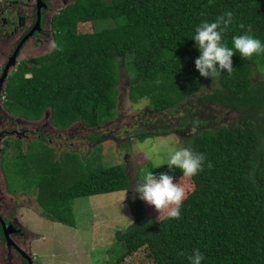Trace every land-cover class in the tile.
I'll return each instance as SVG.
<instances>
[{"label":"trees","instance_id":"obj_1","mask_svg":"<svg viewBox=\"0 0 264 264\" xmlns=\"http://www.w3.org/2000/svg\"><path fill=\"white\" fill-rule=\"evenodd\" d=\"M227 11L234 15L223 35L229 47L234 36L243 34L240 24L250 25L264 43V0H76L51 20L57 47L31 60L33 66L25 60L9 80L10 112L36 121L49 113L53 129L66 132L78 125L95 133L119 119L117 87L125 82L132 101L147 99L149 106L131 123L137 133L130 143L117 139L119 149L130 152L135 140L175 134L183 147L205 155L195 177L184 178L167 165L149 170L193 185L181 218L157 221L146 215L124 164H95L45 137L26 154L20 147L19 158L41 168V177L31 181L40 190L38 199L54 206L69 210V202L80 198L134 195V201H126L133 221L115 234L125 251L112 264L142 249L156 264H190L195 249L204 256L202 264H264V54L243 59L237 53L233 72H221L214 80L202 77L195 66L200 55L193 39L196 27ZM103 21L114 25L79 31L81 23ZM211 85L216 87L205 92ZM232 112L239 118L227 124ZM197 118L201 123L193 135Z\"/></svg>","mask_w":264,"mask_h":264},{"label":"rangeland","instance_id":"obj_2","mask_svg":"<svg viewBox=\"0 0 264 264\" xmlns=\"http://www.w3.org/2000/svg\"><path fill=\"white\" fill-rule=\"evenodd\" d=\"M7 1L9 0H4V2ZM0 3H2L1 0ZM60 8L58 5V8L56 7L49 15L45 25L46 35L43 37L42 43H39V40L30 41L22 52L21 58L23 60L46 56L54 49L50 47V42H53V29L50 22ZM113 25V21H103L97 22L95 25L94 23H81L78 28L80 33H93ZM30 76L31 74L26 75V77ZM215 87L213 85L208 86L204 91H212ZM117 89L119 90L120 109L118 120L112 121L96 133L90 130L82 132L78 125L72 126L73 129L66 131L65 138L59 140V144L56 140L51 144L59 146L61 149L66 148V151L80 152L88 156L90 160H94L95 164H103L105 167L124 164L131 173L133 184H136L143 182V175L149 172L151 168H155V158L166 161L172 148L184 147L178 136L171 134L141 141L135 140L130 152L119 149L117 139L119 137L128 139L130 143L132 136L137 133L130 125L135 121L138 114L148 109L149 101L143 99L134 103L130 97V88L125 82L124 85H119ZM238 118L239 115L236 113H229L227 124L237 121ZM92 134L103 136L101 140H93L91 139ZM141 144L144 145L143 150L138 148V145ZM97 148H99V152L93 156L92 153ZM28 150L23 151V154H26ZM150 152L153 153V158H149L148 153ZM75 156L72 155L71 157ZM67 157L69 158V156ZM9 160V163H4L3 172L9 183V188H12L11 193L16 194L8 196L4 202L11 210L15 211L12 219L15 218L16 222H19L23 227V234L26 238L22 246L25 250L31 251L30 256L34 258L33 264H112L120 254L124 253L125 247L117 241L115 234L119 229L125 230L130 224L129 221H133L130 208L126 203V201H134L133 194L116 192L80 198L70 201V209L68 210L65 205L54 206V201L38 199L40 190L31 181L41 177L39 175L41 168L33 165L30 161L21 160L19 157L15 159L14 163H12V158ZM135 173L142 180L136 181ZM175 182L184 185L188 193L193 189L192 183L183 177L175 180ZM141 202L146 215L159 221L160 214L154 206L143 200ZM1 258L5 257L0 255ZM121 264L156 263L149 259L146 251L142 249L126 258Z\"/></svg>","mask_w":264,"mask_h":264},{"label":"flooded vegetation","instance_id":"obj_3","mask_svg":"<svg viewBox=\"0 0 264 264\" xmlns=\"http://www.w3.org/2000/svg\"><path fill=\"white\" fill-rule=\"evenodd\" d=\"M74 1L76 0L61 2L60 0H41V21L38 30L34 33L32 30L36 27L38 20V0H9L7 2L1 0L2 3H0V63L3 61L0 67V79L6 67L11 64L8 76L0 84V255L5 257L0 259V264H29L32 254L22 246L26 236L23 234L22 225L16 222L15 218L12 219L15 211L4 202L8 196L16 194L11 193L12 188L8 186L9 183L3 172L4 163H9L10 158L14 163L15 159L20 157V147L23 151H27L31 145H34L38 139L42 140L43 137L49 139L50 142L56 140L59 144V140L65 138L66 134L62 130L53 129L49 122V113L45 118L36 121L24 119L10 112L6 108L8 83L10 77L25 60L30 61L29 66H33L35 63L31 60L39 58L23 60L21 56L30 41L39 40V43H42L46 35L45 25L49 15L56 7L58 8V5L62 9ZM58 2L60 4H57ZM15 53L16 56L13 58ZM16 173L19 175L17 170Z\"/></svg>","mask_w":264,"mask_h":264},{"label":"clouds","instance_id":"obj_4","mask_svg":"<svg viewBox=\"0 0 264 264\" xmlns=\"http://www.w3.org/2000/svg\"><path fill=\"white\" fill-rule=\"evenodd\" d=\"M233 21V13L227 11L218 16L214 22L205 21L196 27L193 39L197 43L200 55L195 60V66L202 77L214 80L220 76L221 72L226 71L231 74L234 70L232 58L237 53L243 59L264 54V43L255 37L250 25L240 24L239 27L243 34L232 38V47L223 41V35ZM50 47L56 48L57 45L55 42H50ZM200 123L199 118L193 121L191 134H196ZM138 148L143 150L144 145H138ZM148 155L149 158H153V153L150 152ZM205 159L204 154L194 152L190 147L172 148L166 161L159 158L154 159V167L157 169L167 165L169 169H179L184 178H191L203 170ZM208 167H212L211 162L208 163ZM135 192L139 194L140 199L154 206L160 214L158 220L180 219L181 206L188 196L185 186L180 182H175L174 176L168 173L156 176L152 171L145 174L143 182L135 185ZM179 255H184V253L180 252ZM203 260L204 256L199 249H195L189 256L190 264H202Z\"/></svg>","mask_w":264,"mask_h":264},{"label":"water","instance_id":"obj_5","mask_svg":"<svg viewBox=\"0 0 264 264\" xmlns=\"http://www.w3.org/2000/svg\"><path fill=\"white\" fill-rule=\"evenodd\" d=\"M41 7H42V3H41V0H38V20H37V24H36V27L32 30V33H34L36 30H38V27L40 25V21H41ZM28 38V36L26 37V39ZM16 56V53L15 55L13 56V58H15ZM14 60V59H13ZM12 64H14L13 62H11ZM11 67V64H9L6 69H5V72L4 74L2 75L1 79H0V84L1 82H3L6 77L8 76V71H9V68ZM29 264H33V258L31 257L30 260H29Z\"/></svg>","mask_w":264,"mask_h":264}]
</instances>
